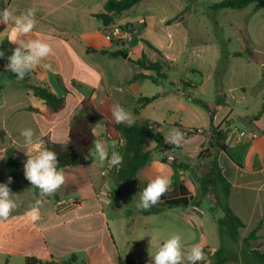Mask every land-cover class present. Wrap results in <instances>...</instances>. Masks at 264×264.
<instances>
[{
    "label": "crops",
    "instance_id": "obj_1",
    "mask_svg": "<svg viewBox=\"0 0 264 264\" xmlns=\"http://www.w3.org/2000/svg\"><path fill=\"white\" fill-rule=\"evenodd\" d=\"M107 1L0 0V11L5 8H14L18 15L26 12L29 8L37 9L35 29L29 36L21 37V39L50 37L47 42L51 44L54 54L42 61L41 66L28 73L26 77L28 76L32 83H43L51 92L65 98V108L62 111L68 108L69 103L78 102L80 105L84 99L92 101L95 105L103 103L107 97L114 104H124L129 100L136 104L140 97L138 86L141 80L132 83H128V81L135 74L144 71L123 55L110 57L101 54L102 50L122 49L120 45L117 46L116 42L111 41L104 32L101 23L93 16L103 11ZM45 3H49L53 7L54 14L49 19L40 9L41 5ZM96 5L98 6L96 7ZM138 6L139 4L131 10ZM63 8L68 11L61 13L59 10ZM117 21L120 24L145 22L143 26L142 24L140 26L142 32L140 37L148 42L152 32H155L154 28L157 23L154 16H146L141 19L125 17L117 19ZM11 28V23L9 27L0 24V51L4 52V56L0 57V183H6L8 180L6 167L8 148L15 147L18 150L23 166L27 160L25 154L27 148L24 137L20 134L23 129L32 128L37 135L43 133L40 136V141L45 148L49 144H59L63 148H68L70 146V124L75 116H80L77 114L70 117L68 112L62 116L61 111L55 121L47 122L45 119L41 121L35 113L25 111V108L30 106L44 109L45 104L35 97L33 91L26 88L25 92L23 80L17 79L13 73L7 70L8 57L18 46L8 40ZM141 43L144 44L142 40ZM142 44L139 47L140 51L143 48ZM132 52L136 53L134 50ZM161 52L163 53V51ZM109 59L118 61L125 68H128V64H132L136 69L131 76L121 80L116 66L110 65ZM44 64H51V70L45 69ZM107 65L111 67L108 72L106 71ZM231 74L233 75L232 69ZM4 75L8 77L4 78L5 82L3 83L1 81ZM13 78L15 80H12ZM237 78L239 81L227 89L229 91L227 102L240 106V113L234 114L232 117L238 121L241 119L239 117H242L243 122L237 123L235 120L234 129L227 131L228 150L216 151L215 155L223 175L232 185L229 204L246 225L241 229V232H251L263 221V227L258 235L259 240H264V235L261 234L264 231V68L255 80H249L248 77L242 76V71H239ZM108 81L115 84L111 90L105 86ZM163 88L164 90L157 94L168 91L167 88ZM212 93L211 99L215 102L216 93L213 91ZM194 95L197 97L195 93ZM170 99L177 103L174 102L175 104L165 109V117L180 114L184 107L183 102L187 100L169 94L141 109L139 114L135 112L134 114L137 115L135 119L143 118L157 122L162 125V130L163 126L174 124L184 127L179 121H160L157 117V114L163 110L154 108V106ZM151 109L155 111L149 113ZM261 111H263L262 116L258 120L253 119ZM190 115L192 114L190 113ZM66 120H68L67 131L63 129L64 125L62 124ZM213 121V126L217 130H221L222 127L218 129L220 125L218 116L215 115ZM250 132L256 133L257 137L255 139L243 138V133ZM95 134L97 139L111 145V141L106 137V127L105 135L101 134L99 137L96 132ZM120 141L123 143V139ZM179 150L181 153L184 152V149L180 147ZM110 155L111 149H109ZM106 164L107 161L101 163L91 156L86 163L72 167L79 170L76 172L80 175V180L74 187L76 196L68 197L61 196L59 193L51 196H42L40 191L37 193L35 187L25 178L22 166L19 178H12L13 182L8 185L15 195L13 198L17 208L7 221L0 222V264H24L27 258L65 264L71 261L72 257L74 260L70 264H119L120 257L139 260L145 264H154L153 260L136 258L133 251L135 247L144 245L158 248L173 233H180L182 241H184V228L194 230L198 226L197 224H202V227H205L207 221L205 217L208 216V212L213 216V221L216 224V217L223 215L222 213L215 216L213 210L209 208L208 199L202 195L196 199L192 198L186 209L176 208L153 216H143L140 213L141 210L137 209V204L132 208L120 211L119 206L114 204L115 196H117L119 204H124L127 198L137 200L138 192L158 174L168 175L172 184L178 182L189 188L185 179V171L172 163H163L158 156H154L153 160L139 172L135 180L116 185L106 170ZM113 182L115 187H113ZM127 184L132 185L128 188ZM36 197L43 200L44 203L40 208V220L33 224L27 219L25 213L35 203ZM62 203L65 205L61 206ZM203 206L207 207L208 212L205 208L203 209ZM195 207H198L202 212L195 211ZM187 215H192V218L188 220ZM120 218L124 219L123 223L120 222ZM157 224L160 230L151 232V229ZM137 229H143L144 234H133V231ZM205 238L204 260L207 261V264H211L207 252L214 253L219 250L221 240L219 236V244L211 246L207 235ZM122 245L125 250L122 249ZM230 264H242V262L233 261Z\"/></svg>",
    "mask_w": 264,
    "mask_h": 264
},
{
    "label": "rangeland",
    "instance_id": "obj_2",
    "mask_svg": "<svg viewBox=\"0 0 264 264\" xmlns=\"http://www.w3.org/2000/svg\"><path fill=\"white\" fill-rule=\"evenodd\" d=\"M219 1L220 0H145L134 10L122 15L127 19H141L146 18V16H154L157 23L154 28L155 32L153 31L152 36L149 37V43L163 51V57L167 59L165 60L166 64L164 71L170 76L168 82L175 83L176 87L179 88L184 87L183 83H188L193 87L190 88L191 92L195 93L201 100L211 104L210 111L214 112V116H218V123L220 124L218 129L222 127L221 130L223 132H229V130L234 129L233 125L236 121L238 123L243 122V120L242 117H239L241 118L239 121L232 117L234 114L238 115V113H240V106L235 103L227 102V95L229 92L227 89L239 81L237 78L239 71H242V76L248 77L249 80H255L259 77L260 72L264 68V9L257 12L255 6L250 5L242 10L223 9L217 12L214 11L212 7ZM97 6L98 5H96V7ZM52 8V5L49 3H45L40 7L47 19L54 14ZM59 11L62 13L68 10L63 8ZM122 15L116 19H124ZM117 22L118 21H116V24L124 27L135 25L134 27L137 30V35L133 41L124 42V44L122 42L119 43L121 45H126L122 47V51H127L126 54L128 55V59L129 57H139L143 51H146L148 57L154 61L160 58L150 51L146 45L141 43L143 38L140 37L142 33L140 26L141 24L143 26V22H138V24L137 21L135 24H120ZM141 44L143 48L140 51L139 47ZM132 49L136 53H140H133ZM108 61L110 65L116 66V71L121 80L131 76L132 72L136 69L132 64H128V68H125L123 65H120L118 61L116 62L110 59ZM110 69L111 67L107 65L106 71L108 72ZM231 69L233 70V75L231 74ZM147 73L156 76L153 72ZM5 77L8 76L4 75L1 82H5ZM12 80L15 79L13 78ZM105 86L111 90L114 88L115 84L108 81ZM24 88L26 92L27 87L25 85ZM163 90L164 88L162 86H158L149 80H141L138 86L140 96H153ZM212 91L216 93L215 102L211 99V94H213ZM174 102L176 101H172V99L162 101L160 104H156L154 108H161L163 110L157 114L160 121H179L185 127L184 129V127L179 124L163 126L165 135H167L169 130L173 127L180 129L185 134V139L180 147L184 149V152L182 151L183 153H181L179 149L164 154L154 151V156H158L161 162L163 159H166L167 163H174L185 171V179L190 188V193L192 198L196 199L200 195L203 196L200 182L210 171L213 155L217 151L213 145L214 140H210L214 129L217 130V128L214 126V128H212L214 121L209 122V111L188 100L183 102L184 107L180 114L170 115L166 118L164 114L165 109L175 104ZM119 105L123 106L132 114L134 122L139 121V119H135L137 115L134 114L135 109L138 107L137 103L134 104L133 101L129 100ZM80 106L81 104L78 105V102L73 104L69 103L68 108L62 111V116L67 112L70 117L77 114L80 116L92 115L91 113H83ZM25 111H28V107L25 108ZM154 111L155 110L151 109L149 113ZM190 113L192 115H190ZM35 114L41 121L44 120L40 114ZM253 119H255V116ZM67 123L68 120L62 123L65 131H67ZM94 131L99 137H101V134L105 135V121L100 120L95 126ZM120 142H117L118 151L123 155L124 146L123 143L122 146H119ZM151 142L152 141L147 140L146 147L147 149L153 150L155 148V143L151 144ZM200 153L206 154L200 158ZM170 157H174L175 160H171ZM193 164H195V166H193ZM105 167L109 175H112L115 169L119 168L114 167L108 170V164H106ZM63 171L65 173L66 182L56 193L67 197L76 196V189L74 187L77 186L80 180V175L76 172L79 170H77V168L68 167L64 168ZM7 176L9 177L8 173ZM115 184L113 182V187H115ZM131 185L132 184H127V187L129 188ZM141 191H139L138 194ZM36 192L38 193L39 189ZM24 196L26 197L27 194L25 193ZM203 197L208 199L209 208L213 210L215 216L222 214L214 194L210 193ZM36 199L38 198L36 197ZM138 201L139 196L137 200L127 198L124 204H119L117 196H115L114 204L119 206L120 211H123L127 208H132ZM204 208L207 210L206 206H203V209ZM186 218L189 220L192 218V215H187ZM205 218L207 220L204 225L205 227H202V224H197L198 226L195 227L194 230L184 228V241H182V245L185 252H187L193 244L197 243L201 244L202 248H204L205 235H207L211 246H217L219 244L218 226L213 221V216L208 212V216ZM119 220L123 223L124 219L120 218ZM194 221L197 223L196 219ZM157 229L160 230L158 224L151 229V232ZM249 233L248 231H242L241 238L248 236ZM133 234H144V230H134ZM261 234L264 235V231H262ZM251 244L252 248L261 250L264 240L252 241ZM225 246L229 250V256L231 258L238 259L239 261L242 259L241 241H234L229 236H225ZM122 249L125 250L124 245H122ZM157 249V247H146L143 245L141 247H135L133 251L135 252L134 256L136 258L152 260L151 256L156 253ZM203 252L205 253V251Z\"/></svg>",
    "mask_w": 264,
    "mask_h": 264
},
{
    "label": "trees",
    "instance_id": "obj_3",
    "mask_svg": "<svg viewBox=\"0 0 264 264\" xmlns=\"http://www.w3.org/2000/svg\"><path fill=\"white\" fill-rule=\"evenodd\" d=\"M143 1L145 0H108L103 11L93 16L101 23L102 27L105 28L112 24H116L117 17L130 11ZM250 5H254L255 10L259 12L264 9V0H220L218 3L214 4L212 9L217 12L223 9L242 10ZM142 42L160 58L154 61L143 51L139 57H129L128 60L142 71L153 72L156 76L139 72L135 74L128 83L137 80H150L158 86L167 88L168 91L151 97L140 96L137 101L138 107L135 109L136 114H139L141 109L152 104L157 99L173 94L205 108L209 111L212 122L214 119V112L210 111L211 104L196 97L194 93L190 91V88L193 87L188 83H183L184 87L177 88L175 83L168 82L170 76L164 71L166 64L165 60L167 59L163 57V53L151 43L143 39ZM119 45L121 47L126 46L117 43V46ZM126 53L127 51H122V49L101 51V54L110 57H118ZM23 83L29 90L33 91L35 97L42 100L45 104L44 109L30 106L28 107V111L40 114L47 122L55 121L58 114L65 108V98L57 96L41 82L32 83L28 76H25ZM113 105L115 104L109 97L99 105H95L88 99H84L81 102V111L83 113H91L92 115L74 117L69 129L70 146L68 148H63L59 144H49L47 146V149L57 153L60 168L77 167L88 161L91 157L90 153L93 150V140L97 139L94 129L100 120H105L106 122L107 140L111 142L115 140L118 142L123 139V163L119 168L115 169L111 175L117 185L135 180L139 172L153 160L154 151L164 154L179 149L165 143L164 137L166 135L162 130V125L157 122L141 119L134 122L131 126L128 124H117L112 116ZM262 113L263 111L255 115V119L258 120L262 116ZM212 128H214L213 125ZM210 138V140H214L213 145L217 151L228 150V146L226 145V140L228 138L227 131L223 132L222 130L214 129L213 135H211ZM147 140L154 141L155 148L153 150L147 149ZM204 154L206 153H200L199 157L201 158ZM86 156L88 157L87 159H85ZM6 158L8 173L13 179H18L20 168L23 166L19 158L18 150L15 147L8 148L6 151ZM162 162L167 163L166 159H163ZM200 184L203 196H207L210 193L214 194L217 204L223 213L222 216L216 217L221 247L214 253L207 252L211 264H230L233 261H239L229 256V250L225 247V236H229L234 241H241L242 259L240 261L242 264H264V252L260 249L252 248L251 244L252 241H258L260 239L258 232L263 227V221H261L258 227L251 231L248 236L241 238V229L245 228L246 225L229 204L232 185L223 175L215 154L211 162V169ZM35 189L38 191L37 188ZM191 199L192 196L189 188L182 183L174 182L172 184V190L163 196L156 206L147 211L141 210L140 213L143 216H153L176 208L186 209L189 207ZM73 260L74 258L72 257L71 261L65 264H70ZM24 264H56V262H44L36 258H27ZM119 264L145 263L139 260L120 257ZM198 264H207V261L202 260L198 262Z\"/></svg>",
    "mask_w": 264,
    "mask_h": 264
},
{
    "label": "clouds",
    "instance_id": "obj_4",
    "mask_svg": "<svg viewBox=\"0 0 264 264\" xmlns=\"http://www.w3.org/2000/svg\"><path fill=\"white\" fill-rule=\"evenodd\" d=\"M36 8H29L26 12L16 14V9L5 8L0 11V24L8 25L11 23V33L9 42L18 44L14 48L11 56L8 57L9 63L7 70L13 73L17 79L23 80L25 76L41 66V62L53 55V48L49 42L50 37L21 39L27 37L36 27ZM8 29V28H7ZM4 52L0 51V57ZM45 69L51 70V64H44ZM112 116L117 124L134 123V118L123 106L115 104L112 107ZM27 150L25 154L27 160L24 162V176L31 185L39 189L42 196L54 195L66 182L63 169L59 167L58 155L55 151L42 146L40 136L32 128H25L21 131ZM185 139V134L178 128H171L164 137L165 143L174 147H181ZM154 143L151 142V144ZM122 146V142L120 145ZM109 149L111 155L109 156ZM94 160L101 163L107 161L108 167H119L123 163V156L118 151V143L113 140L109 146L100 139L93 140V150L90 153ZM88 157L86 156L85 159ZM195 166V164H193ZM13 182L9 176L6 183H0V222L7 221L11 213L17 208L14 194L8 186ZM172 190V181L168 175L158 174L151 179L146 187L138 194L139 201L137 209L147 211L156 206L163 196ZM44 201L37 199L35 203L25 213L27 219L35 224L40 220V208ZM154 264H198L204 260L202 245L193 244L187 252L182 245L180 233L171 234L156 253L151 256Z\"/></svg>",
    "mask_w": 264,
    "mask_h": 264
},
{
    "label": "built area",
    "instance_id": "obj_5",
    "mask_svg": "<svg viewBox=\"0 0 264 264\" xmlns=\"http://www.w3.org/2000/svg\"><path fill=\"white\" fill-rule=\"evenodd\" d=\"M143 22V21H142ZM144 24V22H143ZM104 32L107 34V36L111 39L112 42L120 43L122 42H131L135 39V36L137 35V30L133 25L129 27H124L122 25L118 24H112L108 27L103 28ZM243 138L251 137L252 139H255L257 135L255 133H243ZM171 160H175L174 157H170ZM110 167H107L109 170ZM114 168V167H112ZM65 203H62L61 206H64ZM197 212H202L198 207L194 208ZM261 251L264 252V244L262 245Z\"/></svg>",
    "mask_w": 264,
    "mask_h": 264
},
{
    "label": "water",
    "instance_id": "obj_6",
    "mask_svg": "<svg viewBox=\"0 0 264 264\" xmlns=\"http://www.w3.org/2000/svg\"><path fill=\"white\" fill-rule=\"evenodd\" d=\"M124 57H128V55L127 54H125V55H123ZM56 264H62V263H59V262H56Z\"/></svg>",
    "mask_w": 264,
    "mask_h": 264
}]
</instances>
